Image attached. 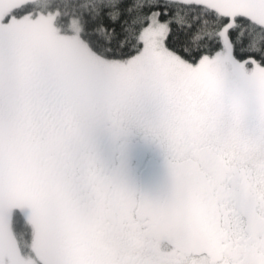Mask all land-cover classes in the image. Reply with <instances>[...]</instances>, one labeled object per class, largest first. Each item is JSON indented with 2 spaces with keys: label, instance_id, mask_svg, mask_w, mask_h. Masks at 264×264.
<instances>
[{
  "label": "snow or ice",
  "instance_id": "obj_1",
  "mask_svg": "<svg viewBox=\"0 0 264 264\" xmlns=\"http://www.w3.org/2000/svg\"><path fill=\"white\" fill-rule=\"evenodd\" d=\"M0 264H264V0H0Z\"/></svg>",
  "mask_w": 264,
  "mask_h": 264
}]
</instances>
